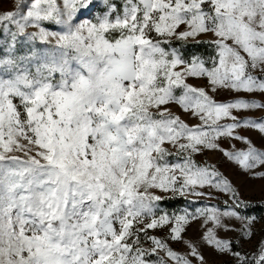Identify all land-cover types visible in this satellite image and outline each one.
<instances>
[{
    "label": "snow or ice",
    "instance_id": "obj_1",
    "mask_svg": "<svg viewBox=\"0 0 264 264\" xmlns=\"http://www.w3.org/2000/svg\"><path fill=\"white\" fill-rule=\"evenodd\" d=\"M5 3L0 264H264V0Z\"/></svg>",
    "mask_w": 264,
    "mask_h": 264
},
{
    "label": "rangeland",
    "instance_id": "obj_2",
    "mask_svg": "<svg viewBox=\"0 0 264 264\" xmlns=\"http://www.w3.org/2000/svg\"><path fill=\"white\" fill-rule=\"evenodd\" d=\"M12 3H14V0H8V3H5L4 5H2V7L7 8L9 7ZM95 3L97 5V8L94 9V11H98L100 10V5L102 3V0H95ZM55 27V26H53ZM2 38V37H0ZM190 83L194 82L192 80L189 81ZM259 98V97H257ZM173 111L179 112L178 108H173ZM253 115H259V113H253ZM192 122V121H189ZM255 142L258 143V141H256V138H253ZM237 147H242V145L237 142ZM210 159L212 162H217V161H221L222 157L221 154L218 152H213L209 154ZM221 171H225L226 173L230 174V178L234 179V181L238 184V186L241 187V190L244 194V196L247 199H251L253 201L254 207L249 208L247 211L249 214H255V215H262L264 214V206H261L260 204V189L262 186H264V180H261L259 178L256 179H251V178H247L242 176L241 174L238 173V170L235 169L233 166L231 165H222L221 166ZM169 201L172 205H174V207H171V210L182 207L183 206V200L182 199H176V200H167ZM198 225L196 223H193L192 226L188 229V236L190 237H196L197 233H198ZM257 229H259L260 225L257 224ZM157 235H163L162 232L156 231ZM172 247H174L177 250H182V247L180 244H173ZM219 257H213V259H218Z\"/></svg>",
    "mask_w": 264,
    "mask_h": 264
},
{
    "label": "trees",
    "instance_id": "obj_3",
    "mask_svg": "<svg viewBox=\"0 0 264 264\" xmlns=\"http://www.w3.org/2000/svg\"><path fill=\"white\" fill-rule=\"evenodd\" d=\"M161 206L164 207V208H166V209H168V210H170L171 207H174V205H172V204H171L169 201H167V200L163 201L162 204H161Z\"/></svg>",
    "mask_w": 264,
    "mask_h": 264
}]
</instances>
